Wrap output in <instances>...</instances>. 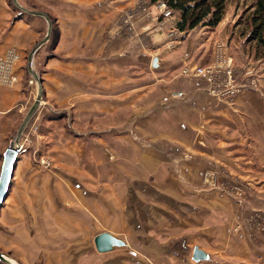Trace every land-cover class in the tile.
<instances>
[{
  "label": "crops",
  "instance_id": "obj_1",
  "mask_svg": "<svg viewBox=\"0 0 264 264\" xmlns=\"http://www.w3.org/2000/svg\"><path fill=\"white\" fill-rule=\"evenodd\" d=\"M146 2L129 1L137 9ZM12 3L0 0V50L14 48L21 58L14 66L16 81L12 85L0 84V167L2 153L24 117V99L33 89L31 83L27 84L25 72L29 74V67L23 63L22 55L28 57L31 50H27L42 32L41 15L26 12L35 16L27 20L24 10ZM146 7L153 10L152 6ZM96 12L95 18H88L85 10L83 14L66 10L59 15V33L52 45L55 54L42 55L46 49L42 43L34 51L33 68L39 72L42 69L44 99L68 101L73 96L79 109L101 117L105 111L111 112L116 119L106 125L113 129L108 140L114 145L113 160L110 162L103 153L94 155L97 171L106 167L117 173L116 178L103 180L102 185L111 188L102 195L107 202L93 210L101 216L99 222L106 225L100 231L116 235L119 229L115 225L123 208L133 227L138 225L136 216L144 213L142 233L152 245H145L142 264L263 263L256 256L264 258V76L259 78L257 88H244L242 80L248 78L244 72L250 65L248 54L242 44L237 47L232 42L227 29L219 30L221 25L215 29L199 25L173 40L167 37L168 26L164 24L162 29L161 22L152 16L137 21L130 35L129 63L143 72L129 75L127 92H119L121 82L125 84L119 39L113 36L109 47L104 44L100 30L107 26L108 18ZM93 29L95 45L89 43ZM215 42L223 44L224 53ZM154 56L156 67H152ZM37 58L41 68L35 66ZM195 64H219L223 69L230 64L243 87L232 97L213 95L205 79L181 72L185 65ZM172 91H182L183 96L172 97ZM104 92H110L111 97L105 98ZM46 100L38 111L47 107ZM121 110L127 112L124 121H118ZM99 122L97 130L103 138L105 124ZM146 126H150L149 131ZM119 128L127 131L121 135L114 130ZM130 130L144 139L149 132L152 145L141 150ZM119 140L126 142L123 147ZM19 162H15L8 191L14 186ZM85 167L87 175L83 173V179L87 181V164ZM148 176L153 191L158 193V202L149 201L146 195L143 203L140 197L135 198L137 182L143 185V192L149 191ZM28 181L26 186H32ZM126 181L129 188L133 185L128 188L131 200L121 206L119 194ZM157 211L158 220L149 217ZM155 221L158 223L154 226ZM134 245L130 247L135 249ZM195 245L208 254L206 259L192 258ZM131 255L127 253L129 262L124 264H141L136 252Z\"/></svg>",
  "mask_w": 264,
  "mask_h": 264
},
{
  "label": "rangeland",
  "instance_id": "obj_2",
  "mask_svg": "<svg viewBox=\"0 0 264 264\" xmlns=\"http://www.w3.org/2000/svg\"><path fill=\"white\" fill-rule=\"evenodd\" d=\"M17 1L30 10L42 11L47 15L49 21L41 15L42 18L39 26L42 32L39 38L34 41L32 47L27 50L30 51L45 36L50 24V39L48 38L49 40L43 42L46 49L42 55L46 54L47 56L55 54V48L52 45L59 33L57 19L59 15L64 14V11L78 10V12L81 11L83 14V10H85L88 18H95L96 11H98V15L104 14L108 18L107 26L103 30H100L104 44L109 47L113 36L119 39L121 77L125 78V84L122 85L123 81L121 82L119 92L123 93L127 92L129 75L143 72L140 67L129 63L130 35L134 34H132L133 25L142 18L149 19L155 16V20L160 21V26L164 27L162 29H165L166 25L168 26L167 37L170 39L178 40L179 35L184 32L181 30L182 32L178 33V35L169 36L170 31L175 32L176 30L171 28L170 22L164 20L165 18L158 9H155V6L151 4H155L156 2H151L150 0H147L149 3H144L139 9L130 5V0ZM253 1L227 0L224 17L216 26L219 27L221 25L219 30L223 29L225 31L227 29V34L230 33L229 36H232V42L237 47L242 44L245 54H248L245 56L250 65H248V73L244 72L246 74L245 77H248L242 80L244 88H257L259 78L264 76V55L258 56L255 42L252 40L248 41L246 34L240 33L242 27L246 25L245 16L248 14L250 4ZM146 6H152L153 10L150 11ZM26 12L24 11L26 19L33 20L32 18L35 16L26 14ZM237 23H240L239 26H235ZM93 32V38L89 39V43H94L95 45L94 29ZM215 44L224 53L223 44L221 43L220 45L216 42ZM94 45H89V47L94 48ZM170 46H173V42L170 43ZM22 57L27 58V54L22 55ZM24 59L23 63L28 67V61ZM258 59H262V61L257 62ZM36 61L39 63H36L35 66L41 68V60L37 58ZM246 64L247 62L243 66ZM152 67L156 66L152 65ZM221 69H223L222 66ZM35 70L37 71V69ZM40 70V72L37 71V74L42 79V69ZM28 72L29 74L25 73L28 80L27 84H30L29 78H31L32 74L29 70ZM224 73L226 74L224 70H220V75L216 79L219 83L218 91H223L225 88L224 84L227 74L225 76ZM236 75L240 76L237 73ZM227 77L229 83L236 82L237 84H242L236 81L233 71ZM251 81H254L256 85H252ZM31 85L33 89L24 99L25 113L37 95V82L34 78ZM213 88L216 89V86L214 85ZM104 94L105 98L111 97L110 92H104ZM72 97L68 101H64L63 98H57L54 101L50 98L46 100L44 99L42 89L39 105L43 103V100H46L45 105L47 107L43 106L38 111V105L19 137V141L24 145V150L18 153V160L20 162L16 175L13 177L15 183L13 188L11 187L10 191H8L0 206V251L12 257L20 264H124L129 262L127 261V253L131 255V253L134 254L136 252L137 258H139V262L142 264L144 261L140 260V258L144 257L145 245H152V241L146 239L142 233L144 228L143 212L141 216H136L138 221L136 224L138 223V225L135 226L134 223L135 227H133V225L127 222L126 213L121 208L122 215H119V221L115 227L119 229L116 235L122 238L125 244L114 246L108 251H98L94 245L93 238L95 234L100 230H105L106 225L99 222L98 218H101V216H97L93 210L97 207L101 208L107 202L105 199H102V195L111 189L109 188L110 186L104 187L102 182L105 178H116L115 175L117 174L112 169L111 171L107 170L106 167L100 168V171H97L96 169L99 166H96L94 155L96 152L103 153L108 157L110 162L113 160L112 147L114 145L108 141L111 138L113 129L106 127V125L108 126L111 120L116 119L112 116L111 112L105 111L101 117V114L97 115L94 114L95 112L89 110H81L77 107V99H72ZM124 103L122 104L124 105ZM117 114H119L118 121L127 119V112L121 110ZM141 116L144 115L142 114ZM101 120L105 124L103 138H101L97 130L98 124L101 123L99 121ZM145 129L149 131L150 126H146ZM114 130H119V133L123 135L127 131V128ZM15 134L11 139L14 138ZM130 135L136 141V145H141V150H143V146L148 147L153 143V139L149 137V132H146L147 138L145 139L142 138L144 137L143 135L140 136L137 132H132L131 130ZM98 141H102V143H98ZM119 141L121 147H123V143H126L123 140ZM156 146L158 147L159 144ZM86 164L88 166L87 181L83 179L85 178L83 173L86 172ZM150 178L151 176L147 178L149 190L147 193L141 189L143 185L138 184V182L136 183V200L140 197L142 202L146 195L149 201H160L158 193L153 191L155 188L151 184ZM27 180H29L28 183L32 184V186H26ZM122 186L123 190L119 194L122 199L121 206H126V203L131 200L129 198V189L133 185L130 184L129 188L128 181H126ZM256 216L259 215L257 214ZM149 217H157L158 220L159 212L157 211L155 214L153 212ZM156 223L158 222L155 221L153 223L154 226ZM262 224L264 223L262 222ZM148 230H150V226ZM133 244H135L134 247L137 251L130 247ZM153 247L155 246L153 245ZM157 247L160 248L159 243H157ZM256 258L257 260H264L260 256H256ZM0 264L7 263L0 260ZM242 264L245 263L242 262ZM261 264H264V262Z\"/></svg>",
  "mask_w": 264,
  "mask_h": 264
},
{
  "label": "water",
  "instance_id": "obj_3",
  "mask_svg": "<svg viewBox=\"0 0 264 264\" xmlns=\"http://www.w3.org/2000/svg\"><path fill=\"white\" fill-rule=\"evenodd\" d=\"M12 1L18 8H20L24 11L30 12V13L42 15L49 21L47 15L44 12L37 11V10H30V9L26 8L25 6H23L22 4H20L17 0H12ZM49 31H50V24L48 25V29H47L45 36L40 41L37 42V44L31 49V51L29 52L28 57H27V61L29 64L28 65L29 71L32 74L33 78L37 82V95H36L33 103L31 104V106L29 107V109L25 113L21 123L19 124L14 138L9 141L8 146L5 148V150L2 153V163H1V167H0V206H1L2 202L4 201V199L8 193V188L10 185L11 177L13 175V169L15 166V162L18 159V153L16 150V143L18 142L19 137H20L23 129L25 128L28 121L33 116L34 112L36 111V109L39 105L40 99H41L43 84H42L41 77L37 74V72L35 71V69L32 66V54L43 42H45L49 38ZM152 65L153 66L157 65V57L156 56H154L152 58ZM93 240H94V245L98 251H108V250L112 249L114 246H119V245L125 244L123 239H121L120 237L114 235L113 233H111L109 231L98 232L97 234H95ZM8 257H10V256H8L7 254L0 251V260L1 261L5 262L7 264H20L19 262L14 260L12 257H11L12 260L9 259ZM207 257H208V254L202 248H200L198 245H195L193 247L192 258L194 260L206 259Z\"/></svg>",
  "mask_w": 264,
  "mask_h": 264
},
{
  "label": "trees",
  "instance_id": "obj_4",
  "mask_svg": "<svg viewBox=\"0 0 264 264\" xmlns=\"http://www.w3.org/2000/svg\"><path fill=\"white\" fill-rule=\"evenodd\" d=\"M154 2L156 0H150ZM179 13L178 29L189 31L199 25L214 29L223 19L227 0H166ZM246 25L240 30L248 41L255 42L258 56L264 55V0H254L245 16ZM237 23L235 26H239ZM248 28V29H247ZM247 31V32H246Z\"/></svg>",
  "mask_w": 264,
  "mask_h": 264
},
{
  "label": "built area",
  "instance_id": "obj_5",
  "mask_svg": "<svg viewBox=\"0 0 264 264\" xmlns=\"http://www.w3.org/2000/svg\"><path fill=\"white\" fill-rule=\"evenodd\" d=\"M155 2H156L155 4L153 3L151 4L155 6V9L156 8L158 9V11L165 18L164 20H168L170 22L171 28L173 30H176L175 32L170 31L168 35L169 36L178 35V33H181L182 31L179 30L176 26V22L179 18L178 12L174 10L172 7L168 6L166 0H156ZM20 58L21 57H20L19 52L14 48L10 47L4 51L0 50V84L12 85L16 81V73L14 72V66L17 63V61L20 60ZM220 70H224L227 76L230 73H232L230 64L227 65L225 69H221V65L219 64H211V65L196 64L194 66L185 65L182 68V73L183 74H193V75H196V76H199L205 79L208 83L207 89L209 92H211V94H215V95L225 94L227 96L234 95L243 87V84H237L236 82L229 83L228 81L229 79L226 76L224 90L218 91L217 88L219 86V83L217 82L216 79L220 75L219 74ZM248 71L249 70H246L247 73ZM29 82L30 83L33 82V77L29 78ZM250 83L254 86L256 85L254 81H251ZM214 85L216 86V89L213 88ZM171 96L181 97L183 96V92L174 91L171 93ZM16 150H17V153L22 152L24 150V145L19 140L16 143Z\"/></svg>",
  "mask_w": 264,
  "mask_h": 264
},
{
  "label": "bare ground",
  "instance_id": "obj_6",
  "mask_svg": "<svg viewBox=\"0 0 264 264\" xmlns=\"http://www.w3.org/2000/svg\"><path fill=\"white\" fill-rule=\"evenodd\" d=\"M8 258L12 260V258H11V257H8Z\"/></svg>",
  "mask_w": 264,
  "mask_h": 264
}]
</instances>
